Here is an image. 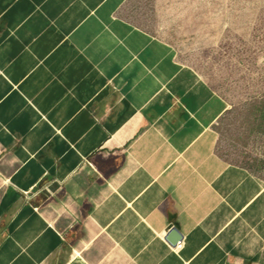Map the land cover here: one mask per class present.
I'll list each match as a JSON object with an SVG mask.
<instances>
[{"label":"crops","instance_id":"crops-1","mask_svg":"<svg viewBox=\"0 0 264 264\" xmlns=\"http://www.w3.org/2000/svg\"><path fill=\"white\" fill-rule=\"evenodd\" d=\"M131 1L0 0V264H263L226 102Z\"/></svg>","mask_w":264,"mask_h":264},{"label":"rangeland","instance_id":"rangeland-1","mask_svg":"<svg viewBox=\"0 0 264 264\" xmlns=\"http://www.w3.org/2000/svg\"><path fill=\"white\" fill-rule=\"evenodd\" d=\"M128 18L224 99L217 152L264 181V0H132Z\"/></svg>","mask_w":264,"mask_h":264},{"label":"water","instance_id":"water-1","mask_svg":"<svg viewBox=\"0 0 264 264\" xmlns=\"http://www.w3.org/2000/svg\"><path fill=\"white\" fill-rule=\"evenodd\" d=\"M171 243H179L183 239V234L178 229H172L166 238Z\"/></svg>","mask_w":264,"mask_h":264},{"label":"built area","instance_id":"built-area-1","mask_svg":"<svg viewBox=\"0 0 264 264\" xmlns=\"http://www.w3.org/2000/svg\"><path fill=\"white\" fill-rule=\"evenodd\" d=\"M183 247H184V245L180 242V243L178 244L177 250H181Z\"/></svg>","mask_w":264,"mask_h":264}]
</instances>
